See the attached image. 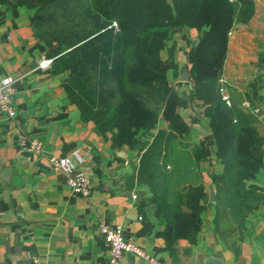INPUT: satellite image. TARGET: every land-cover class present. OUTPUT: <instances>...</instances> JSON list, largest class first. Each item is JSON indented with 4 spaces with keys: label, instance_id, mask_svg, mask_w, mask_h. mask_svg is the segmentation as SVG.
Listing matches in <instances>:
<instances>
[{
    "label": "crops",
    "instance_id": "0c3cea01",
    "mask_svg": "<svg viewBox=\"0 0 264 264\" xmlns=\"http://www.w3.org/2000/svg\"><path fill=\"white\" fill-rule=\"evenodd\" d=\"M249 1L252 11L247 21L231 25L220 75L239 96L231 98L235 104L247 110L241 103L248 98L249 105L257 108L253 125L264 135V70L255 72L257 50L251 48L256 29L261 26L264 31V4ZM33 10L0 2V73L21 74L14 83V114L8 117L0 111V264H28L30 256L39 264H104L105 245L96 229L100 221L119 225L125 238L160 264H203L208 256L223 264H264V150L262 166L245 181L256 187L258 197L247 201L249 209L239 214L222 210L211 180V175L221 172L222 164L214 154L208 118L188 97L187 50L196 30L184 26L169 35L162 50L170 55L171 65L163 68L179 95L178 112L189 125L180 137L187 141L184 156L198 157L188 176L203 185L206 196L195 241L177 239L166 247L163 223L154 214V205L145 202L146 186L136 181L138 153L131 146L133 135L118 147L110 146L92 122L80 118L62 89L64 73L54 72L50 64L37 65L49 57L50 47L32 32L29 16ZM183 72L185 81L180 80ZM246 72L248 77L243 75ZM258 78L260 86L254 83ZM154 125L165 123L158 115ZM20 133L41 141L46 154L81 156L91 183L89 195L74 194L63 173L52 169L43 156L26 159L17 149ZM120 264L151 263L125 251Z\"/></svg>",
    "mask_w": 264,
    "mask_h": 264
},
{
    "label": "trees",
    "instance_id": "16d2710c",
    "mask_svg": "<svg viewBox=\"0 0 264 264\" xmlns=\"http://www.w3.org/2000/svg\"><path fill=\"white\" fill-rule=\"evenodd\" d=\"M7 6L33 8L29 25L50 47V67L63 72L62 89L82 120L90 121L112 147L133 135L135 177L148 190L145 202L163 223L165 246L177 239L193 243L201 227L206 193L191 182L197 156L176 148L189 125L178 112L179 95L162 66L165 40L181 27L194 28L187 50L189 100L202 108L222 164L211 175L222 210L236 215L258 197L245 185L262 166L264 135L254 115L234 102L226 105L217 78L233 21L246 22L249 0H0ZM115 23V27L111 24ZM165 125L155 126L157 116ZM169 157L173 166L166 170ZM170 162V161H169ZM183 173L186 178L182 179ZM185 177V175H184Z\"/></svg>",
    "mask_w": 264,
    "mask_h": 264
},
{
    "label": "built area",
    "instance_id": "2783aa9c",
    "mask_svg": "<svg viewBox=\"0 0 264 264\" xmlns=\"http://www.w3.org/2000/svg\"><path fill=\"white\" fill-rule=\"evenodd\" d=\"M115 26L114 22H111ZM231 33V29L227 34ZM51 57H46L38 60L39 67H45L50 64ZM21 77L12 75H3L0 73V111L11 117L14 114L13 94L14 83L17 78ZM217 91L220 98L226 105H230L229 94L226 88V80L223 76L217 78ZM241 105L250 112L257 111L256 107L249 105V102L244 100ZM18 151L25 154L26 159L31 160L34 156H43L47 164L55 170L63 173L65 182L70 190L81 197H86L90 193V179L88 172L82 166L83 158L76 153H73V158L68 156L46 154L44 153L43 144L35 138H30L24 133H20L17 139ZM167 165V164H166ZM134 197V194L131 195ZM97 232L101 235L105 245L106 258L104 264H120L123 252H130L134 256L141 258L151 264H160L159 260L155 259L143 249L138 247L134 242L125 238L119 225H109L106 222L100 221L96 225ZM28 264H39L35 256H30Z\"/></svg>",
    "mask_w": 264,
    "mask_h": 264
},
{
    "label": "rangeland",
    "instance_id": "374dc122",
    "mask_svg": "<svg viewBox=\"0 0 264 264\" xmlns=\"http://www.w3.org/2000/svg\"><path fill=\"white\" fill-rule=\"evenodd\" d=\"M260 3H262V4H264V0H260ZM115 27V26H114ZM231 29V28H230ZM232 31V30H231ZM256 32L257 33H255V36L253 37V39H252V42H253V46L251 45V48H252V50L254 51V48L257 50V51H254V52H256L257 54H256V60H254L253 61V66H255L256 68H255V72H257V71H259L260 69H263L264 70V67L262 68V67H259L258 66V61H259V57H260V55H263L264 56V39H263V37H264V31H263V28H261V26L259 27V28H257L256 29ZM227 35V37H229L230 35H231V33L230 34H226ZM261 53V54H260ZM259 55V56H258ZM169 58H170V55H168V57L163 53V50H161V59H162V66L166 69L167 67H166V65H171L170 64V61H169ZM264 73V72H263ZM262 74V73H261ZM243 75H245V77H248L249 76V74L246 72V73H243ZM219 76H222V75H219ZM258 77V76H257ZM255 79V78H254ZM263 79H264V77H263ZM255 81V80H254ZM260 82H261V80L258 78V79H256V81L254 82L257 86H260ZM226 88H227V85H226ZM227 92H228V94H229V99H230V103H232L233 101H232V99L233 100H236V99H238V95H237V93L234 91V90H231L230 89V86L227 88ZM232 98V99H231ZM246 101H248V98H247V100ZM188 145H190L191 146V144H189L188 143ZM186 147H187V141L186 140H181V139H179L178 140V142H177V145H176V148L177 149H179V151H181L180 153L184 156V152L186 151ZM172 160V157H169V160H168V162H167V165L165 164V168H166V170H170V169H172V165H171V163L173 164L174 162L173 161H171ZM170 161V162H169ZM184 175H185V177H184ZM186 177H188V176H186V174L185 173H183V176H181V178L182 179H184V178H186Z\"/></svg>",
    "mask_w": 264,
    "mask_h": 264
},
{
    "label": "water",
    "instance_id": "95a60500",
    "mask_svg": "<svg viewBox=\"0 0 264 264\" xmlns=\"http://www.w3.org/2000/svg\"><path fill=\"white\" fill-rule=\"evenodd\" d=\"M195 41H196V38L193 39V43ZM258 65L262 68L264 67V56L263 55H260ZM180 80H182V81L187 80V74L185 72H183L182 75L180 76ZM193 127L195 129H197L201 134H204L205 131L200 126L193 125ZM123 148H124V146H123ZM123 148L121 147V149H123ZM3 172H4V170H3ZM1 174H2V172H1ZM209 196L212 197L211 187H209ZM203 264H223V263L221 260H213L211 256H208L204 259Z\"/></svg>",
    "mask_w": 264,
    "mask_h": 264
}]
</instances>
